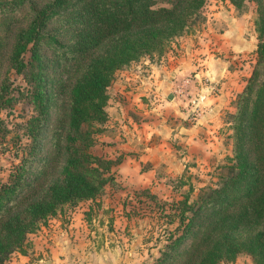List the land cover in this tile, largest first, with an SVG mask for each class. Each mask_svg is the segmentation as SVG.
<instances>
[{"label": "trees", "instance_id": "obj_1", "mask_svg": "<svg viewBox=\"0 0 264 264\" xmlns=\"http://www.w3.org/2000/svg\"><path fill=\"white\" fill-rule=\"evenodd\" d=\"M243 1L231 0L237 7ZM206 2L0 0V63L8 50L9 69L28 78V96L41 115L50 102L45 91L48 70L64 66L62 71L70 73L68 128L52 139L54 156L64 159L59 175L48 179L46 169L41 179L45 180L21 194L29 171L25 162L0 187V264L16 251L25 254L28 236L62 207L94 201L104 192L113 180L106 176L111 162L103 164L91 148L100 126L108 122V89L116 73L143 57H162L169 44L201 17ZM257 13L258 61L230 115L234 155L219 173L217 187L201 189L197 210L188 207L189 197L183 201L185 208L174 216L178 227L170 231L154 264H222L242 254L254 264H264V0ZM54 19L65 27L71 45L63 44L49 28ZM43 43L57 57H44ZM67 85L61 81L58 88L63 91ZM11 91L7 76L0 84V109L14 106ZM40 128L31 127L30 134L35 138L34 129L38 133ZM190 237L193 242L182 251Z\"/></svg>", "mask_w": 264, "mask_h": 264}, {"label": "rangeland", "instance_id": "obj_2", "mask_svg": "<svg viewBox=\"0 0 264 264\" xmlns=\"http://www.w3.org/2000/svg\"><path fill=\"white\" fill-rule=\"evenodd\" d=\"M259 1L244 0L237 7L231 0H207L201 10V17L184 35L169 44L162 57L158 55L143 57L121 71H126L138 63L144 66L146 60H150L153 64L160 63L163 58L168 61L173 54L180 51L187 53L189 48H194L196 45L198 49L204 50L207 45L199 43V38L208 39L215 34L222 35L229 22H234L240 29L242 27L246 29L240 39L243 36L246 39L250 38V34L254 37L256 43L254 51L246 54L239 52L238 60L242 64V70L246 66L247 72L252 76L258 61L257 50L260 43L256 26ZM19 17H22L21 14ZM49 28L57 34L63 44L71 45L70 37L65 27L61 28L59 21L56 19L51 21ZM211 47L218 48L214 43ZM41 49L44 57L48 59L57 57V53L48 44L43 43ZM64 50L66 48L59 50V53H63ZM199 55L206 58L203 54ZM207 55L209 57V54ZM29 56L30 53L27 54V60ZM200 60L198 64L201 63ZM233 67L235 68L234 64ZM62 69H65L64 66L48 70L45 91L50 102L47 103V113L41 115L39 108H36L33 100L28 96V91L32 89L28 78L9 69L8 50L3 60L1 58L0 84L8 76L12 86L11 95L16 101L12 108L0 109V187L7 184L10 175L25 162L29 163V171L26 175L27 185L21 194L27 193L32 186L44 178L43 173L46 169L50 170L48 179L59 175L64 159L54 156L52 139L57 135V131L62 130L65 134L68 128L66 117L69 109L68 85L70 87V73ZM121 71L116 73L108 89L110 95L106 108L107 113L110 112L108 122L113 118L114 103L123 95H119V92L115 94L116 77L122 75ZM196 75V71L191 72L183 83L190 97L192 94L188 81L197 78ZM61 81L68 84L63 91L62 88H58ZM211 83L208 81L207 86ZM240 95L233 101L235 108ZM181 106L184 107L182 104ZM170 111L171 109H165L166 117L168 114L171 116ZM131 113L136 115L134 112ZM230 115V112L226 111L217 120L220 126L215 133L217 139L213 140L217 141V145H221L219 154L213 156L210 154L207 159L205 155L200 160L197 159L198 157L193 159L185 168L181 167L179 174L174 177L169 174L166 165L162 164L155 169V164L150 162L151 160L142 161L141 175L147 176V172L156 170L153 181L144 180L146 185L142 186L127 184L121 180L124 176L121 172V164L127 156L134 153L126 154L127 152L122 149L115 151L113 143L119 141L125 144L126 138L121 136L122 140H118L116 136L111 135L113 142L105 141L103 137L108 122L100 126L102 130L94 136L91 152L102 160L103 164L111 162V169L105 174L113 180L107 184L104 192L96 200L80 202L77 206L62 207L55 216L50 217L35 233L28 236L24 247L25 254L16 251L10 255L5 264H154L168 244L170 231L178 227L174 216L176 212L185 208L182 207L183 201L189 197L188 207L195 206L197 210L196 203L201 189L217 187L219 173L228 163V158L234 155V132ZM38 126H41V131L37 133L34 129L36 136L34 138L30 134V129ZM113 155L114 158H111ZM137 174L139 176V173ZM209 211L213 210L209 209ZM193 240L194 238L190 237L182 246V251L186 250ZM222 264H254V262L250 256L242 254L235 262Z\"/></svg>", "mask_w": 264, "mask_h": 264}, {"label": "crops", "instance_id": "obj_3", "mask_svg": "<svg viewBox=\"0 0 264 264\" xmlns=\"http://www.w3.org/2000/svg\"><path fill=\"white\" fill-rule=\"evenodd\" d=\"M245 32L244 27L240 29L238 24L229 22L222 35L199 38V43L207 45L204 50L196 45L187 53L173 54L168 61L163 58L153 64L146 60L145 67L138 63L117 75L115 94L123 95H118L120 98L114 103L113 118L105 127L103 140L112 141L111 135L122 140L124 136L125 144L114 141L115 151L134 153L121 164L123 182L142 186L147 180L153 181L156 170L141 175L142 161L151 160L155 169L164 164L174 177L193 159L200 160L204 155L207 159L210 154L220 153L221 145L213 140L217 139L215 133L220 126L217 120L226 111L236 112L233 101L244 91L251 76L238 61L239 52L249 53L256 46L252 34L240 39ZM213 43L218 48H212ZM198 60L203 62L202 67ZM193 71L197 78L188 81L190 97L183 83ZM208 81L212 82L209 86ZM166 108L171 109L172 117L165 116Z\"/></svg>", "mask_w": 264, "mask_h": 264}]
</instances>
